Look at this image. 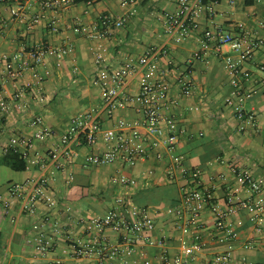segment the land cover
I'll list each match as a JSON object with an SVG mask.
<instances>
[{"label":"crops","instance_id":"0c3cea01","mask_svg":"<svg viewBox=\"0 0 264 264\" xmlns=\"http://www.w3.org/2000/svg\"><path fill=\"white\" fill-rule=\"evenodd\" d=\"M121 0H73L59 17V29L50 32L47 19L53 16L43 12V18L34 26L30 34L25 32V22L30 13L26 12L24 20L12 18L10 9L13 0H0V56L10 55L23 48L37 43L48 42L61 45L70 42L73 45L72 58H66L58 66L48 61L50 75L41 84H37L31 71L26 70L17 80L0 82V100L9 102V110H0V158L3 147L13 133L30 134V120L41 116L54 132L53 137L44 142L36 141L35 150L45 152L55 143L59 135L66 131L73 118L100 102V89L92 82L96 74L94 52L91 48L100 46L106 61L113 67L121 64L125 58H139L149 50L157 49L153 58L159 70H164L167 82V97L164 115L172 120L175 128L171 130L166 121L161 123L163 137L174 133L177 143L173 151L184 158L187 169H198L204 185L213 186L215 200L224 208V200L228 189L235 186V179L228 170L232 163L244 168L264 184V46L258 48L253 57L242 63L239 68L248 76H239L241 92H249L251 96L242 102L247 111H253L258 118V126L247 127L234 116L233 108L225 103L232 95L231 75L225 64V55L233 54L228 47L221 52L214 50V43L209 49L201 52V41L205 29L220 28L223 32L234 36L244 31L264 37V2L257 6L255 0H244L239 8L229 11L219 10L221 0L211 7L214 14L205 11L198 19L199 27L192 30L181 42H175L166 33L164 15L175 14V0H137L135 13L127 17L122 27L114 28L103 39L90 40L83 34L73 31L74 23L79 22L92 28L101 15L123 16L129 7H122ZM232 0L227 4L231 6ZM29 5L30 11L40 9L32 0H22ZM200 52L196 58L195 53ZM76 68V72L73 69ZM38 73L42 68L37 69ZM142 72L133 76L127 90L136 94L139 89ZM151 81L156 76L150 78ZM191 83L192 91L188 96L181 93L184 82ZM31 83L26 88L25 84ZM39 88V90H38ZM22 91V107L19 101H13L15 93ZM139 118L137 108L116 110L111 118L105 114L101 118V128H111L118 119L134 120ZM97 150L102 151L106 145L99 141ZM159 150L164 161L153 156L139 160L134 166H122L115 163L109 166L94 167L84 163V156L90 151L82 147L79 157L65 165V171L71 172L73 180L65 183V172L59 173L51 183L55 204L46 209L38 206V215H18L15 204L6 212L0 203V264H140L149 260L151 264H162L163 256H176L182 234L176 227V218L165 213L168 206L176 204L185 188L182 174L174 170L169 179L163 164L168 161V151L164 146ZM67 163V162H66ZM117 173L134 179L135 184L121 188L110 183V178ZM37 168H27L15 172L0 164V196L8 198V186L21 183L38 176ZM220 175L224 179H220ZM242 198L249 192L239 190ZM118 198L128 200L132 205L145 207L154 220V229L142 235L134 244V251L127 256L109 257L108 246L120 240L125 231L113 232L106 229L102 241L106 248L97 259L76 258L72 256L71 246L67 241L68 232L73 238L85 237L82 225L74 226L78 217L90 219L103 216L109 209L121 207L116 203ZM49 214V222L43 227L44 237H50L55 246L44 254L37 249L38 233L32 225L39 221L41 214ZM237 220L242 225L237 226ZM199 222L204 225V239L209 251L220 249L215 240L214 216L209 211L200 214ZM226 222L236 231L233 264L239 259L264 264V227L256 232L247 218L246 211L239 210L226 218ZM64 228L65 230H63ZM56 229V230H55ZM165 238L163 246L149 245L146 237ZM248 244V248L244 246ZM189 264H204V255L197 257Z\"/></svg>","mask_w":264,"mask_h":264},{"label":"built area","instance_id":"2783aa9c","mask_svg":"<svg viewBox=\"0 0 264 264\" xmlns=\"http://www.w3.org/2000/svg\"><path fill=\"white\" fill-rule=\"evenodd\" d=\"M136 1H120L122 7L130 8L123 16L101 15L92 28L76 22L72 29L90 40L106 38L114 28L122 27L127 17L135 13ZM32 2L38 6L39 11H30V6L24 5L22 0H13L14 4L10 9L12 18L18 21L24 20L26 12L30 13L28 19L23 22L27 34H30L34 26L43 18V12L53 14L47 19V26L50 32L56 33L59 29V17L68 6L73 4V0H32ZM175 3L177 11L175 14L164 15V27L165 33L172 40L181 42L192 30L199 27L198 19L205 11L214 14L211 6L217 3V0H175ZM202 35L201 52L209 49V43L213 42L216 52L220 53L223 47H228L235 54V56L225 55L224 57L227 70L231 75L230 84L233 87V93L226 98L225 103L233 108L237 120L247 127L257 128L259 120L256 114L245 110L242 105L243 100L250 97L251 93L241 92L239 76L245 77L248 74L242 72L239 66L251 59L258 48L264 46V37L247 31L234 36L223 32L220 28L205 29ZM91 49L94 52L97 67L92 82L100 89V102L96 107L76 115L69 128L60 134L56 142L51 144L45 152L36 151L35 142L48 140L53 137L54 132L41 116H35L30 120L29 125L32 128L30 134L13 133L8 138L3 147V154L8 150L13 151L24 161L25 169L37 168L39 174L24 182L10 184L8 198L0 196L2 208L8 212L16 204L17 216L38 215L39 205L46 209L52 208L55 199L51 183L57 174L63 172L66 174L65 183L72 182L73 175L65 171V165L79 157V150L82 147L90 150L83 158L86 165L103 167L119 163L122 166L132 167L139 160L146 159L150 155L163 162V154L159 148L164 146L168 151V161L164 162L163 167L168 178L172 179L174 170H177L185 179L181 199L176 204L166 207L165 213L174 216L177 229L189 237L180 240L176 256L164 255L162 264H189L201 255H204V264H233L236 231L226 222V218L239 210H244L254 230L260 232L264 227V184L255 179L248 170L234 163L230 164L228 170L235 179V186L228 189L224 208H222L215 200L213 186L202 183L200 170L187 169L183 163V156L173 153L177 143L176 135L170 133L163 137L161 123L166 121L171 130L175 128V124L172 120H167L163 112L168 84L164 80V70H159L153 60L158 50H149L136 59L125 58L121 64L113 67L106 61L100 46ZM72 53L73 45L70 42L53 45L42 41L10 55L0 56V82L17 80L23 72L30 70L37 84H41L50 75L48 61L52 60L58 66L66 58H72ZM195 57L199 58L200 52L195 53ZM38 68H42L41 73H38ZM73 72H76V68ZM139 72H142L139 89L136 94H131L127 90L129 80ZM153 76H156V79L151 81L150 78ZM25 86L29 88L31 83ZM191 91V83L186 81L181 85L182 95L188 96ZM23 94L20 91L12 97L13 101H19V108L23 105L21 102ZM135 107L139 118L118 119L111 128H101L103 114L111 118L116 110ZM0 110L1 113L7 112L9 102L1 99ZM99 141L106 145L102 151L97 150ZM219 177L224 179L223 175ZM109 181L112 185L121 188L135 184L134 179L121 173L114 174ZM241 189L247 190L249 195L242 198L239 194ZM116 203L119 204L120 209L112 208L103 216L90 219L80 216L74 221L75 227L83 225L87 233L85 237L73 238V234L68 232L66 238L71 246L72 256L89 259L100 257L103 249L107 247L101 238L106 229L113 232L125 231L120 240L108 246L109 257L127 256L134 251L135 242L143 234L154 229V220L147 208L134 206L122 198H118ZM203 211H209L214 216L215 240L221 247L216 251H209L208 243L204 239V225L199 222ZM49 220V214L43 213L40 220L32 225V229L38 233L36 249L41 254L55 246L52 239L45 238L43 233V227ZM235 224L240 226L242 221L237 220ZM145 239L149 245L163 246L165 242L164 237L154 239L147 236ZM244 247L248 248V244ZM140 264L151 263L149 260H144ZM239 264L263 263L241 257Z\"/></svg>","mask_w":264,"mask_h":264},{"label":"trees","instance_id":"16d2710c","mask_svg":"<svg viewBox=\"0 0 264 264\" xmlns=\"http://www.w3.org/2000/svg\"><path fill=\"white\" fill-rule=\"evenodd\" d=\"M0 164L4 165L15 172H21L25 170V163L19 157L18 154L14 153L11 150H8L3 156L0 158Z\"/></svg>","mask_w":264,"mask_h":264},{"label":"rangeland","instance_id":"374dc122","mask_svg":"<svg viewBox=\"0 0 264 264\" xmlns=\"http://www.w3.org/2000/svg\"><path fill=\"white\" fill-rule=\"evenodd\" d=\"M227 1L228 0H221V5L218 6L217 8L219 10L229 11L230 10V7H233V9H236V8H239L240 6H242L244 4V0H232L233 1V4L231 6H229L227 4ZM263 2H264V0H255V4L257 6L262 5Z\"/></svg>","mask_w":264,"mask_h":264}]
</instances>
